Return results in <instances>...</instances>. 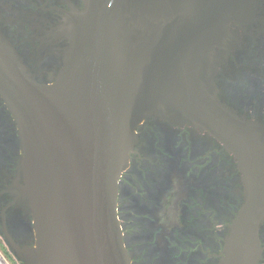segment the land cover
Listing matches in <instances>:
<instances>
[{
	"label": "water",
	"instance_id": "95a60500",
	"mask_svg": "<svg viewBox=\"0 0 264 264\" xmlns=\"http://www.w3.org/2000/svg\"><path fill=\"white\" fill-rule=\"evenodd\" d=\"M247 0H91L65 69L41 85L0 32V95L19 127L18 202L31 214L22 264H131L118 180L136 129L156 116L188 124L233 156L244 204L222 264H256L264 220V129L217 98L226 28ZM0 264H5L0 257Z\"/></svg>",
	"mask_w": 264,
	"mask_h": 264
},
{
	"label": "flooded vegetation",
	"instance_id": "af4514ba",
	"mask_svg": "<svg viewBox=\"0 0 264 264\" xmlns=\"http://www.w3.org/2000/svg\"><path fill=\"white\" fill-rule=\"evenodd\" d=\"M90 2L0 0V32L39 84L54 83L65 69ZM247 3L245 18L226 28L222 43L228 49L214 84L220 102L264 129V0ZM21 159L18 123L0 95V250L10 261V241L23 248L33 235L31 214L17 199ZM193 181L199 188L190 189ZM168 193L172 209L163 214L160 203ZM244 197L238 165L216 139L192 125L144 119L118 180L117 214L131 264H160L151 250L160 233L176 241L177 257L170 264H222ZM258 238L256 264H264V220Z\"/></svg>",
	"mask_w": 264,
	"mask_h": 264
},
{
	"label": "rangeland",
	"instance_id": "374dc122",
	"mask_svg": "<svg viewBox=\"0 0 264 264\" xmlns=\"http://www.w3.org/2000/svg\"><path fill=\"white\" fill-rule=\"evenodd\" d=\"M190 189H197L199 188L198 183L195 181L190 182L189 185ZM167 189L166 185L161 189V194ZM160 193L158 194V196ZM172 199L173 195L171 193H168L166 197H164L160 203V208L159 211L162 212L163 214H167L171 209H172ZM186 212L188 211L190 213L191 210V205L189 208V204L187 203V206L185 205ZM192 213V210H191ZM156 222V220H155ZM186 230H189V226H187ZM185 232V231H184ZM187 233V232H185ZM153 237V244L151 247V250L153 252L154 258L157 259V261L160 264H170L171 262H174L176 257H177V250L175 249L176 246V241L172 238L171 236L167 234H158L157 237ZM11 261L10 259L1 252L0 250V257L6 264H22L19 262L14 255H11Z\"/></svg>",
	"mask_w": 264,
	"mask_h": 264
}]
</instances>
